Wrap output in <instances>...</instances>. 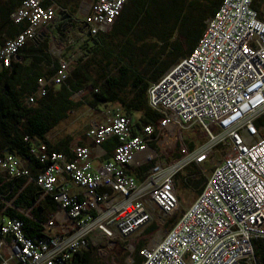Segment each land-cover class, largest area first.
Returning a JSON list of instances; mask_svg holds the SVG:
<instances>
[{"label": "built area", "instance_id": "1", "mask_svg": "<svg viewBox=\"0 0 264 264\" xmlns=\"http://www.w3.org/2000/svg\"><path fill=\"white\" fill-rule=\"evenodd\" d=\"M128 1L82 0L72 16L81 14L87 38H95L111 29ZM255 5L264 13V0H224L194 51L150 85L149 106L161 116L157 126L136 131L132 118L102 112L103 120L86 134L89 146H70L64 154L35 144L31 154L45 166L36 178L28 161L0 158V176L34 182L41 200L51 197L56 204L38 239L26 236L21 221L3 216L11 204L0 210V264H71L79 252L117 246L135 264L141 244L142 264L256 262V244L264 246V20ZM60 13L67 12L49 0H23L11 22L26 27L0 42V73L22 59L20 52L43 28L59 23ZM83 54L79 49L62 57L56 74L39 79L24 105L33 107L63 85ZM194 129L207 135L208 145H180V158L171 164L152 147L167 141L171 130ZM112 138L118 143L105 162L102 147ZM216 148L223 151L219 161ZM149 165L139 179L135 170ZM192 165L203 175L210 169L207 182L161 238L164 219L180 208L176 179Z\"/></svg>", "mask_w": 264, "mask_h": 264}, {"label": "trees", "instance_id": "2", "mask_svg": "<svg viewBox=\"0 0 264 264\" xmlns=\"http://www.w3.org/2000/svg\"><path fill=\"white\" fill-rule=\"evenodd\" d=\"M224 0H129L111 29L95 38H89L83 48L86 59L81 58L68 76L66 82L48 90L45 97L33 107H26L23 99L36 90L37 82L50 78L59 62L43 54L47 48L44 42L40 48L27 44L20 52L22 58L31 55L28 64H13L0 73V158L15 155L28 161L32 178H36L45 166L31 154L35 144H45L51 151L67 154L71 140L52 144L49 134L68 118L71 112L83 105L97 110L111 106L118 107L129 117H138L135 130L144 126H157L161 116L148 103V89L154 82L181 59L190 55L202 38L206 23L217 12ZM23 0H3L0 2V39H11L24 31L26 25H14L11 15ZM70 15H76L82 0H49ZM259 18L264 13L255 5ZM6 38V39H7ZM47 64L51 71L40 67ZM52 65V68H51ZM49 66V67H48ZM89 90L83 100L76 103L72 97ZM262 121H259V124ZM163 144L166 142L162 138ZM161 145V144H160ZM194 150L193 144H188ZM159 148V143L152 145ZM180 145L176 144L174 159L180 158ZM139 155L136 159L138 162ZM151 167L135 170L141 179ZM185 180V188H192L199 196L207 180H196L198 167L190 166ZM198 172V173H197ZM42 190L34 182L25 178L9 179L0 176V200L10 201L3 216L23 223V230L30 239L41 238L43 225L56 204L51 197L41 200ZM7 205L0 204V210ZM30 211L27 216L19 211ZM149 232V231H148ZM143 244L137 247L133 257L135 264H142L139 255ZM256 264H264V246L256 244ZM71 264H100L94 249L79 252ZM245 264V263H244Z\"/></svg>", "mask_w": 264, "mask_h": 264}, {"label": "rangeland", "instance_id": "3", "mask_svg": "<svg viewBox=\"0 0 264 264\" xmlns=\"http://www.w3.org/2000/svg\"><path fill=\"white\" fill-rule=\"evenodd\" d=\"M3 0H0V2H2ZM82 15H77V20L78 22V28L76 30H82L83 25L82 23ZM7 38V37H6ZM83 59L85 60V54H83ZM89 93V92H88ZM88 95V94H87ZM86 94H83L81 96H77L73 99V101H75L76 103H82V101L85 99V97L87 96ZM110 108V109H109ZM111 111H119L121 114L122 111L116 107V106H111V107H107L106 109L101 108L100 110L97 111H93L88 105H83L81 106L79 109L75 110L73 113H70L68 115V118L63 121L56 129H54L50 134H49V138L54 142H60V141H66V140H71L72 144L71 146L74 147L75 145H79V144H83V145H87L89 144L87 142V138H86V134L90 128V126L95 123V122H100L101 120H103V113L105 111L108 110ZM138 119V117H133L132 121L133 124L136 123V120ZM262 122H264V116L261 119ZM166 138L167 141L163 144L160 143V155L163 159V161L166 164H171L172 162L178 160V159H174L173 155L176 154L175 152L178 150V148L176 149V144L178 143L179 145H186L188 149L189 146L188 144H193L194 145V149L195 148H200L203 147L205 145H208L209 143V139L207 137V135L205 133H201L199 132V130H192L189 132H180V131H176V130H171L170 133L166 134ZM222 148H216L214 149V154H213V158L217 161H219V159L223 158V153H222ZM143 155H141L138 158V162L142 159ZM150 167H152L153 165H149ZM189 168V167H188ZM187 168V169H188ZM207 168V165H206ZM185 169L181 174H179L180 176H186L188 175L189 171ZM205 170V168H202ZM199 173L196 177V180H199L201 177H207L210 174V169L205 172V176L203 174L200 173L199 169ZM180 176L177 177L176 179V184H177V189H178V196L180 199V208L179 210L172 215L169 218H165V225H162V229H161V233L159 235V237H163L165 235V231L168 230L170 223L175 222L178 217L180 215H182L185 210L187 208L190 207V205L197 199V194L195 192V190H193L192 188L188 189L185 188L183 185V182H185V180L181 179ZM0 204L2 205H7V204H11L10 201H7L6 199L1 201L0 200ZM23 212V214L30 216L29 211L27 210H21ZM144 236V235H143ZM154 235H150V237H153ZM141 236L140 235H136L133 237V239L137 240L140 239ZM97 253V257L100 260V264H128V257H129V253L125 250V248L123 247H116L113 250L111 249L108 251H104L101 252L99 247L94 249ZM134 257V256H133ZM246 264H256V262L253 263H246Z\"/></svg>", "mask_w": 264, "mask_h": 264}, {"label": "crops", "instance_id": "4", "mask_svg": "<svg viewBox=\"0 0 264 264\" xmlns=\"http://www.w3.org/2000/svg\"><path fill=\"white\" fill-rule=\"evenodd\" d=\"M60 23H57L55 25H50L46 28H43L40 34L38 35L37 39H35L33 42H30L31 44L35 46V48H38V49L40 48V46L44 44V42H47V48L44 49L43 54L49 55L50 58L56 63L57 61L59 62V60L62 57L69 58L70 55L71 56L73 55L74 51L83 49L87 45H89L88 44L89 38H87L86 32L83 31L84 26L82 27V30H76L78 28V23H77L75 27L73 26V29L71 28L70 30H66V29L64 30L62 27L63 23L62 24ZM3 40L4 39H0V42H2ZM30 61H31V55H27V58H22L16 63L14 62L13 64L23 65V64H28ZM46 65L47 64L45 63H41L39 66L46 68L47 67ZM51 68H52V65H51ZM49 71H51V69L46 68L45 72L49 73ZM56 71L57 69L54 70V73L52 76L56 74ZM45 79H49V78H45ZM88 92L89 90H86L85 94L87 95ZM82 103L85 104V102L83 101ZM100 109L101 108L97 110H100ZM49 140L51 141L52 144H55V145L61 142H64V141H60V142L54 143L50 138ZM87 142L89 143L88 140ZM117 143H118L117 139L112 138L103 145L102 148L106 152V156L104 157L103 161L106 162L111 159L113 148L115 147V145H117ZM71 144H72V141L70 143V146ZM79 145H83V144H79ZM89 145L90 144L83 145V146H89Z\"/></svg>", "mask_w": 264, "mask_h": 264}, {"label": "water", "instance_id": "5", "mask_svg": "<svg viewBox=\"0 0 264 264\" xmlns=\"http://www.w3.org/2000/svg\"><path fill=\"white\" fill-rule=\"evenodd\" d=\"M60 21L62 23L66 22V30H70L72 27V24L74 22H76L77 20L70 14H66V13H60ZM86 27H83V31H85ZM89 36V35H88ZM30 213V211H29Z\"/></svg>", "mask_w": 264, "mask_h": 264}, {"label": "flooded vegetation", "instance_id": "6", "mask_svg": "<svg viewBox=\"0 0 264 264\" xmlns=\"http://www.w3.org/2000/svg\"><path fill=\"white\" fill-rule=\"evenodd\" d=\"M76 20H77V19H76ZM60 22H61V21H60ZM60 22H59V23H60ZM78 22H79L78 20H77L76 22H74V23L72 24V27H71V28L73 29V26L75 27V26L77 25ZM60 24H62V23H60ZM65 25H66V22H64L63 25H62V27H63L64 30L66 29V26H65Z\"/></svg>", "mask_w": 264, "mask_h": 264}, {"label": "bare ground", "instance_id": "7", "mask_svg": "<svg viewBox=\"0 0 264 264\" xmlns=\"http://www.w3.org/2000/svg\"><path fill=\"white\" fill-rule=\"evenodd\" d=\"M138 156H139V155H138ZM138 156H136V159H137Z\"/></svg>", "mask_w": 264, "mask_h": 264}]
</instances>
